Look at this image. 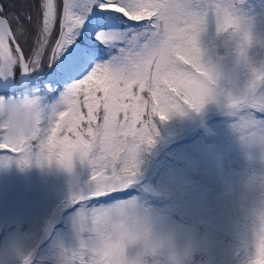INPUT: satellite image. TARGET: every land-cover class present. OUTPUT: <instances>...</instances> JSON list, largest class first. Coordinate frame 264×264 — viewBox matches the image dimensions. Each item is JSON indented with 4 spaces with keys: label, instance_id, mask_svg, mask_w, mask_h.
Listing matches in <instances>:
<instances>
[{
    "label": "snow or ice",
    "instance_id": "snow-or-ice-1",
    "mask_svg": "<svg viewBox=\"0 0 264 264\" xmlns=\"http://www.w3.org/2000/svg\"><path fill=\"white\" fill-rule=\"evenodd\" d=\"M228 4L36 0L35 18L0 4V149L13 153L3 164L71 172L75 159L86 163L91 187L73 204L129 188L157 135L154 118L207 102L197 38L230 22ZM227 114L246 148L264 143V91L241 95Z\"/></svg>",
    "mask_w": 264,
    "mask_h": 264
},
{
    "label": "clouds",
    "instance_id": "clouds-1",
    "mask_svg": "<svg viewBox=\"0 0 264 264\" xmlns=\"http://www.w3.org/2000/svg\"><path fill=\"white\" fill-rule=\"evenodd\" d=\"M243 3L229 0L230 22L214 25L212 39L219 40L222 54L216 53L214 44L204 45L208 28L197 38L211 86L202 109L208 103L229 109L241 95L264 83V59L257 63L251 54L253 49L264 50V32H258L254 20L239 7ZM252 148L264 165V143ZM242 188L235 222L243 252L238 264H264V167L246 173ZM75 229L76 247L57 251V264H193L194 244L190 240L181 244L180 228L135 197L84 210L76 217Z\"/></svg>",
    "mask_w": 264,
    "mask_h": 264
},
{
    "label": "rangeland",
    "instance_id": "rangeland-1",
    "mask_svg": "<svg viewBox=\"0 0 264 264\" xmlns=\"http://www.w3.org/2000/svg\"><path fill=\"white\" fill-rule=\"evenodd\" d=\"M209 30L210 33H214V25H210ZM258 91H264V83L260 85ZM227 113L228 109L220 108L213 103L206 104L199 113L188 111V118L178 132L186 131L187 135L193 138L191 142L196 154L187 156L186 166H175L173 171L175 180L190 183L192 182L190 172L202 168L204 172L213 174L222 184H225L228 190H232V184L236 181L233 175L244 174L246 167L243 165L239 171L233 169L225 171L224 163L229 154L235 155L243 164L255 165V171H260L264 167L258 159L257 150L246 148L240 137L235 138L234 134L237 132L232 128L235 118ZM199 130L209 141L205 142L194 136ZM143 154L142 151L139 158ZM10 155L13 153H0V230L4 226L14 224L16 226L9 233L6 244L0 251V264H11L20 259L22 261L24 246L35 237H38L39 245L28 248L25 255L29 260L28 263L57 264L56 253L60 248L70 249L77 245L75 220L81 208L87 210V200L73 204L72 197L77 193L90 190L91 170L86 163H81L78 159L74 160L71 172L55 163L46 164V184L39 190L34 203L29 204L28 196L35 193V188L29 180L31 163L24 167L18 166L14 161L4 165L3 163H6L4 157ZM132 188L138 189V194L117 201L135 197L145 202L155 197L147 180L141 184H138L136 180L129 188L118 194H126ZM162 215L166 221L180 228L181 244L188 240L194 244L193 256L194 252L199 250L209 253L218 242L216 233L234 227V221L224 209L216 218L208 221L202 229L181 223L168 214ZM25 216L35 217L32 223L36 222V226L29 236L20 230ZM238 219L239 217L236 221Z\"/></svg>",
    "mask_w": 264,
    "mask_h": 264
},
{
    "label": "trees",
    "instance_id": "trees-1",
    "mask_svg": "<svg viewBox=\"0 0 264 264\" xmlns=\"http://www.w3.org/2000/svg\"><path fill=\"white\" fill-rule=\"evenodd\" d=\"M0 4L5 7L7 12L31 11L35 18L36 0H2ZM239 7L255 21L256 30L264 32V0H244V3ZM209 31L208 27L207 33L202 37L204 45L208 47L210 44H214L216 53L222 54L224 49L220 47L219 40L212 39L214 33ZM251 54L257 63L264 59V50L253 49ZM142 95L148 98L147 93H142ZM188 111L183 117L172 115L166 121L154 118L158 135L155 136L154 146L147 151H143L144 154L139 158L142 163L136 178L137 183L141 184L147 180L155 193L154 198L145 201L147 205L162 214L174 217L181 223L202 229L208 221L216 218L224 209L231 216L235 227L236 218L240 217L243 178L246 173L255 171L256 166L251 163L243 164L235 155L229 154L227 161L224 163L225 171L230 169L239 171L243 168V165L246 167L244 174L233 175L236 181L232 184V190H228L225 184H222L213 174L204 172L202 168L190 172L192 178L190 183L175 180L173 176L175 166H186L187 156L196 154L191 142L193 138H190L186 131L178 132L188 118ZM194 136L205 142L209 141L200 130ZM234 136L239 138L238 133H235ZM4 152L12 153L7 149H0V153ZM45 165L39 166L35 162L31 163L29 180L35 188V193L28 196L29 204L34 203L39 190L46 184L47 170ZM136 194H138V189L132 188L126 194L114 193L111 196L87 200L86 207L91 209L101 205L107 206L114 201ZM28 215L30 214L28 213ZM34 219V216H25L20 227L22 233H27L29 236L33 232L36 226V222L32 223ZM15 226V224L8 227L4 226L0 230V251L5 246L6 238ZM234 227L216 233L218 242L209 253L202 250L194 252L193 264H197V262H200V264H238L243 252ZM38 243V237L33 238L30 243L24 246L22 261L20 259L11 264L24 263L28 248L36 247V245H39Z\"/></svg>",
    "mask_w": 264,
    "mask_h": 264
},
{
    "label": "bare ground",
    "instance_id": "bare-ground-1",
    "mask_svg": "<svg viewBox=\"0 0 264 264\" xmlns=\"http://www.w3.org/2000/svg\"><path fill=\"white\" fill-rule=\"evenodd\" d=\"M2 1V0H1ZM3 3V2H2Z\"/></svg>",
    "mask_w": 264,
    "mask_h": 264
}]
</instances>
